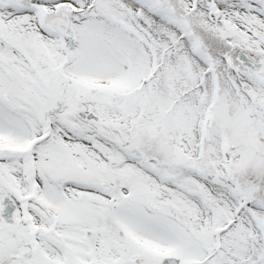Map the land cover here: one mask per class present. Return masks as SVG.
I'll list each match as a JSON object with an SVG mask.
<instances>
[{
  "label": "snow or ice",
  "instance_id": "obj_1",
  "mask_svg": "<svg viewBox=\"0 0 264 264\" xmlns=\"http://www.w3.org/2000/svg\"><path fill=\"white\" fill-rule=\"evenodd\" d=\"M0 264H264V0H0Z\"/></svg>",
  "mask_w": 264,
  "mask_h": 264
}]
</instances>
